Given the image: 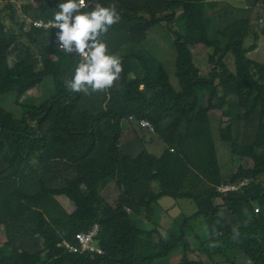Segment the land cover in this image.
<instances>
[{"label":"trees","instance_id":"16d2710c","mask_svg":"<svg viewBox=\"0 0 264 264\" xmlns=\"http://www.w3.org/2000/svg\"><path fill=\"white\" fill-rule=\"evenodd\" d=\"M6 1L9 23L0 9V97L15 94L24 114L16 118L0 106V226L6 236L0 241V264H158L177 247L184 254L177 264H242L241 255L264 264V75L249 57L260 35L248 19L219 30L228 40L223 44L210 33L205 12L215 1L174 0L178 11L170 0L129 5L88 0L84 12L114 5L120 14L102 39L123 70L113 88L84 95L65 85L79 56L56 47L54 29L33 24L54 19L67 0H38L29 21ZM160 23L173 36L178 87L143 43ZM249 36L254 42L246 44ZM204 38L218 47L211 58L217 60L206 71L192 51ZM230 50L234 69L225 62ZM48 76L51 96L39 105L23 99ZM200 93L207 96L205 106ZM253 98L256 109L250 114ZM224 106L231 126L220 127V136L242 160L227 177L209 118L211 110ZM131 116L154 125L165 144L160 155L134 144L125 149L122 124L132 122ZM245 177L254 179L241 191L222 193L215 187ZM112 182L118 195L110 203L101 192ZM59 195L68 198L72 210L63 208ZM165 195L196 206L179 218L178 230L149 222L153 204ZM195 219L206 225L205 241L192 225ZM94 224L100 226L103 253L73 252L62 244H76V234ZM212 243L218 246L209 247Z\"/></svg>","mask_w":264,"mask_h":264},{"label":"rangeland","instance_id":"374dc122","mask_svg":"<svg viewBox=\"0 0 264 264\" xmlns=\"http://www.w3.org/2000/svg\"><path fill=\"white\" fill-rule=\"evenodd\" d=\"M218 1V0H217ZM216 2L212 7L208 4L206 5V15L208 18L211 19V25L213 29H210V32H212V35L217 38L218 40H221L223 44H226L228 41L227 38H224V36H221L218 34L219 30H222L227 25H230L232 21H235L236 19H244L247 18L250 23V29L253 32L259 33L260 37L258 39L257 44L258 47L256 50L249 53V57L256 61H263L264 60V0H222V2ZM13 4H15L17 11L21 13L23 17L27 18V21L31 19L32 16V8H35L38 6L39 1L38 0H12ZM7 1L6 0H0V9L3 11V14L5 16L6 23H9V9L6 8ZM260 18L263 20L262 22L259 21ZM164 25V26H163ZM165 27V23H160L156 26H154L147 38V44H156L159 43L161 45H165L166 49H159V56H161V61L166 67V70L169 74L170 80L173 83L175 87H178V81L175 77V49L173 45V36L170 34ZM254 42V39L252 37H248L245 39V43H252ZM150 47V46H149ZM148 47V48H149ZM203 51V52H202ZM211 51V50H209ZM207 50H201L202 56H199L197 58V63L199 67L206 71L208 70L212 65L215 64V60H210V56L212 55ZM157 55V54H156ZM55 57V56H53ZM225 58L227 61H233L232 57V51H228L225 55ZM233 63V62H232ZM234 69V63L232 64V68ZM46 81L51 82L50 76L46 78ZM52 86V82L50 83ZM52 91V88H51ZM49 94V93H48ZM50 95V94H49ZM49 95L44 94L42 99L38 101H34L36 105H39L44 98H47ZM24 99V98H23ZM22 99V100H23ZM28 99V98H27ZM207 96L203 93H200V105L205 106L206 105ZM26 102L31 103L29 100H26ZM0 106L4 107L6 110L13 113V115L16 118H20L22 114H24V109L20 107L16 103V96L15 94H3L0 97ZM256 109V98H253L252 105L250 107L249 113L252 114ZM209 118H210V125L212 128L213 137L216 144L217 149V155L218 160L220 164V168L222 169V173L225 177L231 174L232 172V161H231V153H230V146L227 142L223 141L220 136V127L222 126L225 129H229L231 126L230 123V114L229 109L227 106H224L222 109H215L211 110L209 112ZM123 127V141H133L134 146L139 147L141 150L142 148H146L150 151V145L149 140L156 138L159 139L157 143H159L160 146H162V142H160V138L157 136V134L153 132H149L148 130L141 129L138 124L134 122H127L124 121L122 124ZM245 127V126H244ZM243 127V130H245ZM252 126H250V132H252ZM157 136V137H156ZM160 148V147H159ZM153 149V148H151ZM158 150V149H157ZM154 153V152H153ZM238 166V165H237ZM236 166V167H237ZM117 187L115 183H109L104 190V193L107 195L105 198L108 202L112 203L116 195L112 193V191L116 190ZM102 193V192H101ZM182 203H185L187 210L185 215H191L196 211V206L191 202V200H184L182 199ZM65 209L71 210L73 207L69 202H65L64 204ZM181 220V219H180ZM193 227L195 228L196 232L199 234L202 240H206L209 236L206 225L202 219H195L192 223ZM179 229V224L176 230ZM6 238L5 232L2 226H0V241H4ZM23 254H25L24 251H21ZM27 254V253H26ZM184 254L182 253L181 247L175 248L166 258L158 261V264H177L180 262L183 258ZM190 258H194V255L188 254ZM239 263L242 264H252L250 260H248L243 255L238 258Z\"/></svg>","mask_w":264,"mask_h":264},{"label":"clouds","instance_id":"9594fccd","mask_svg":"<svg viewBox=\"0 0 264 264\" xmlns=\"http://www.w3.org/2000/svg\"><path fill=\"white\" fill-rule=\"evenodd\" d=\"M84 7L85 0L60 3L51 26L60 29V51L81 57L72 78L65 82L66 89L90 95L113 88L120 79L123 70L121 59L109 53L102 37L121 17L114 5H98L90 12L82 11ZM216 246L215 243L209 245Z\"/></svg>","mask_w":264,"mask_h":264},{"label":"crops","instance_id":"0c3cea01","mask_svg":"<svg viewBox=\"0 0 264 264\" xmlns=\"http://www.w3.org/2000/svg\"><path fill=\"white\" fill-rule=\"evenodd\" d=\"M122 4H125V5H129L131 0H119ZM208 2H213L215 0H207ZM217 1V0H216ZM217 2H222V0H218ZM169 5L172 6V7H176V9L179 11V9L177 8L178 7V2L174 1V0H170L169 1ZM259 21H263L261 18ZM164 26V25H163ZM210 31V30H209ZM211 33V32H210ZM144 45L149 47L154 53L155 55L161 60V56H159V49H166V46L165 45H161L159 43H156V44H147V38L146 40H144ZM207 50V52L209 50V53L212 52L210 58H214L216 57V54H217V51H218V47L215 46V45H212L208 40L207 38H204V40H202L198 45L192 47V51H193V54H194V60L196 62V64L198 65L197 63V58L199 56H202V52L201 50ZM257 49V48H256ZM255 49V50H256ZM211 60V59H210ZM256 61V60H255ZM225 62L227 65H229L230 68H232V62L233 61H227V59L225 58ZM259 63V70L261 71V73L264 75V60L263 61H256ZM199 66V65H198ZM52 82V86L50 85V83ZM51 82L49 81H46V78L41 82L39 83L38 85H36L35 87L31 88L24 96L23 98H28L29 100H31L32 102L34 101H38L40 99H42L43 95L44 94H47L49 96H51L53 94V81L51 79ZM142 87V86H141ZM51 88H52V91H51ZM49 93V94H48ZM48 96V97H49ZM47 97V98H48ZM47 98H44L42 101H44L45 99ZM219 98H223V95L221 94ZM35 103V102H34ZM132 122L138 124L136 121H133ZM139 126V125H138ZM140 127V126H139ZM222 127V126H221ZM141 129H145L147 130L146 128H143V127H140ZM150 132V131H149ZM157 137V136H156ZM159 139H150L148 142H149V145H150V151L151 152H154L155 154L157 155H160L164 148H165V144L162 140H160V142H162V146L159 145L158 142ZM125 141V140H124ZM133 141H127L125 142V149H128V147L130 146V148L132 147L133 145ZM129 145V146H128ZM160 147V148H159ZM139 148V147H138ZM153 148V149H151ZM158 149V150H157ZM129 150V149H128ZM137 151L139 149H136ZM135 150V151H136ZM130 152V151H129ZM137 153V152H136ZM231 161H232V172L236 171L238 166L241 164L242 160L240 159L239 156H232L231 155ZM238 165V166H237ZM237 166V167H236ZM222 170V169H221ZM231 172V173H232ZM104 190L105 188L103 189L102 191V195L104 197H106L107 195L104 193ZM112 193L114 194V196L118 195V190H114L112 191ZM56 199L57 201L63 206V208L65 209L64 207V204L65 202H69L68 198L64 195H59V196H56ZM184 200H187V199H184ZM192 202V201H191ZM217 202H220V200H217ZM194 204V203H193ZM195 205V204H194ZM186 205L185 203H182V200H179V201H176L173 197L171 196H168V195H165V196H162L160 197L156 203L153 204L152 206V210H151V221H149L151 224H154V225H158V226H161V228L163 230H176L177 227H178V222L179 221V218L182 216V215H185V213H187L186 209H185ZM67 210V209H65ZM72 210V209H71Z\"/></svg>","mask_w":264,"mask_h":264},{"label":"built area","instance_id":"2783aa9c","mask_svg":"<svg viewBox=\"0 0 264 264\" xmlns=\"http://www.w3.org/2000/svg\"><path fill=\"white\" fill-rule=\"evenodd\" d=\"M88 0H85V7L87 5ZM84 7V8H85ZM83 8V9H84ZM75 15V13H74ZM54 19L49 20H37L34 21V25L38 28H52L51 22ZM54 29V42L56 47L59 49V42H58V33L60 31L59 28H52ZM60 50V49H59ZM81 59V57L79 56ZM130 119H134L133 116ZM136 122L140 127L146 128L150 132H155L154 125L148 119H137ZM254 178L252 177H245L236 181H221L215 187L219 192L227 193L231 191H241L244 187L249 185ZM258 210V209H256ZM100 226L99 224H94L89 230L81 231L76 234V244H73L67 240L62 241V244L68 248L70 251L79 252V253H103V249L98 245L97 238L99 237Z\"/></svg>","mask_w":264,"mask_h":264}]
</instances>
